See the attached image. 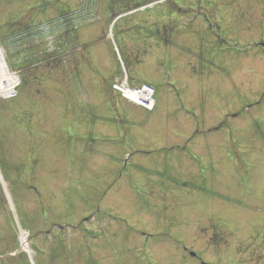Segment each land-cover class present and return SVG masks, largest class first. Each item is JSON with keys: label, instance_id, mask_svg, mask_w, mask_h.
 <instances>
[{"label": "rangeland", "instance_id": "1", "mask_svg": "<svg viewBox=\"0 0 264 264\" xmlns=\"http://www.w3.org/2000/svg\"><path fill=\"white\" fill-rule=\"evenodd\" d=\"M88 1L0 0V264H264V0Z\"/></svg>", "mask_w": 264, "mask_h": 264}, {"label": "bare ground", "instance_id": "2", "mask_svg": "<svg viewBox=\"0 0 264 264\" xmlns=\"http://www.w3.org/2000/svg\"><path fill=\"white\" fill-rule=\"evenodd\" d=\"M3 63V55L0 49V95L5 96L13 91L17 83V78L14 75L10 74V72L7 70ZM120 89L123 91L124 95L127 98H135L131 87L128 86L126 83L120 84Z\"/></svg>", "mask_w": 264, "mask_h": 264}, {"label": "trees", "instance_id": "3", "mask_svg": "<svg viewBox=\"0 0 264 264\" xmlns=\"http://www.w3.org/2000/svg\"><path fill=\"white\" fill-rule=\"evenodd\" d=\"M191 10V9H190ZM186 13H188L189 12V9H186V11H185ZM73 44H76V42H75V40H73ZM119 46V45H118ZM122 48V47H121ZM123 57H124V62H125V65H126V67L127 68H129V67H131L132 65H135V64H133L134 62H136V64H138V63H140L141 62V60H140V58H139V55L138 54H136L135 56H133V55H127L126 53H124V55H123ZM43 59V58H42ZM47 61H50V60H47ZM38 62H39V60H38ZM41 62V61H40ZM44 62H46V60L45 61H43V62H41V63H44ZM132 63V64H131ZM33 65V64H32Z\"/></svg>", "mask_w": 264, "mask_h": 264}, {"label": "flooded vegetation", "instance_id": "4", "mask_svg": "<svg viewBox=\"0 0 264 264\" xmlns=\"http://www.w3.org/2000/svg\"><path fill=\"white\" fill-rule=\"evenodd\" d=\"M24 263V262H23ZM3 264H6V263H3ZM11 264V263H10ZM25 264V263H24Z\"/></svg>", "mask_w": 264, "mask_h": 264}]
</instances>
